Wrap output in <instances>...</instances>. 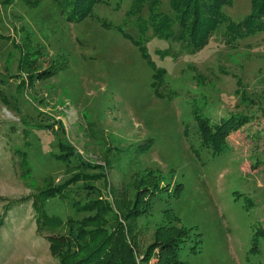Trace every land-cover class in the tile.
I'll use <instances>...</instances> for the list:
<instances>
[{"label": "rangeland", "instance_id": "1", "mask_svg": "<svg viewBox=\"0 0 264 264\" xmlns=\"http://www.w3.org/2000/svg\"><path fill=\"white\" fill-rule=\"evenodd\" d=\"M132 1L103 0L72 22L54 0H0V264L59 263L50 239L90 216L94 199L114 221L95 223L112 225L68 264L112 235L134 264H162L171 227L188 228L184 243L171 239L184 264H264V31L236 40L216 31L191 52L155 36L145 10L139 26ZM251 9L230 0L223 13L239 22ZM194 109L210 125L234 123L222 152L203 146ZM59 141L88 163L94 193L69 183L42 206L56 222L46 229L33 195L78 164L53 158Z\"/></svg>", "mask_w": 264, "mask_h": 264}, {"label": "trees", "instance_id": "2", "mask_svg": "<svg viewBox=\"0 0 264 264\" xmlns=\"http://www.w3.org/2000/svg\"><path fill=\"white\" fill-rule=\"evenodd\" d=\"M54 1L62 12L68 11L67 18L69 21L80 22L90 15L91 10L96 3H100L103 0ZM164 2L168 4L167 10L162 9V4ZM229 2L230 0H133L130 13L135 16L136 22H138L139 26L148 22L153 29L155 36L179 42L182 45L184 44L187 49H191V52H197L208 44V41L216 31H221L224 36H228L231 40L252 37L264 31V0H251L252 9L250 13L239 22L230 21L223 13V7ZM144 10L148 14V21L145 20V22L140 20L138 16V14ZM26 56L27 54L24 53L23 57L26 58ZM23 57L22 61H20L26 64ZM28 70H32V66L28 67ZM36 72H38V69L37 71L34 70L30 72L29 76L31 79H28V83H32L31 80L35 77ZM31 73L33 74L31 75ZM161 76L162 71H157V86L161 84ZM196 110L197 109H194L193 111V118L196 122L197 132L200 135L201 141H203V146L206 145V148L209 147L208 150L213 154L222 152L226 147V132L231 128V125H234V123L221 122L215 125H210L207 116H202V114L197 113ZM38 112L40 111L38 110ZM241 119L246 121V118ZM53 123H59V128H61L59 121H53ZM53 123L47 125V127L53 129L54 125H56ZM200 146H202V144H200ZM57 147L60 152L53 153V158L67 166L70 165L71 159H75L78 164L70 169L75 170L76 172H72L70 178L65 180L64 184H57V186L54 187V180L47 178L46 180L49 183L46 189H42L39 194L33 195L34 201L32 202V205L33 208L38 211L37 221L38 218H44V224H47L45 227L46 229L53 227L56 222L51 217L43 215L42 206H44V203L49 198L55 196L57 193L61 195L66 193L63 189L71 188L70 185L67 186L69 183H72V185H75L74 183L82 184L77 188L80 192V197L85 193V197H89V200H91V193H94L91 189L92 185L85 183L86 179L91 176L89 173L91 168H87L88 163H86V161L75 152L69 143L59 141ZM24 155L25 157L22 159L21 168L25 175L27 174L26 171L31 168V166L28 162V155ZM149 185L151 186V184ZM149 185L145 186L141 193H149V191H147ZM38 200L41 201V206H39ZM99 201V199H94L86 205L85 209L91 211L90 216H86L81 220H68L65 223L67 224L65 227L67 232L61 241L50 239V252L59 260V263L57 262V264H68L66 260L77 256L79 254L78 252L85 250L87 242L102 236L105 231L109 230L106 226L112 225V223H105L106 226L95 225V223L99 221H114L111 218H107L110 215V212L105 211L106 208H102ZM78 204L80 206V202H78ZM7 207H9L8 204ZM81 209L85 210L84 208ZM42 225L43 223L41 224L40 229ZM187 229V227H184V230L180 233L175 227H171L170 230L173 231L170 235L172 237L171 239L181 238V236L185 235L184 233H188ZM113 230H116V228ZM113 237L114 236L112 235V237L110 236L106 238L96 248L89 250L87 255H84L78 258L77 261L69 264H134L135 259L132 261L130 258H124L120 255L121 253H119V251L121 249L113 251ZM171 239L159 243L161 246L159 261H161L162 264H184L179 259L181 247L178 246L175 240ZM181 239H183L182 242L184 243L187 238ZM125 253H128V249H126Z\"/></svg>", "mask_w": 264, "mask_h": 264}]
</instances>
